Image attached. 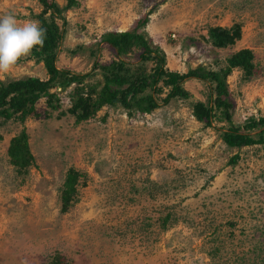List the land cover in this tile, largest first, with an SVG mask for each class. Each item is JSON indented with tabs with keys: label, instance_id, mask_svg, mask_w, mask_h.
<instances>
[{
	"label": "rangeland",
	"instance_id": "obj_1",
	"mask_svg": "<svg viewBox=\"0 0 264 264\" xmlns=\"http://www.w3.org/2000/svg\"><path fill=\"white\" fill-rule=\"evenodd\" d=\"M77 2L63 13L59 68L91 71L90 46L100 35L129 30L147 15L139 30L164 51L172 71L219 69L230 54L250 48L253 74L245 78L234 68L227 77L232 120L264 115V0ZM42 9L39 0H0V17L14 16L21 26L39 24ZM233 23L241 37L213 47L208 28ZM137 53L124 59L136 62ZM115 58L102 43L97 60ZM93 71L85 82L102 78ZM26 76L47 77L31 55L0 73V81ZM183 86L188 98L162 103L164 88L152 112L130 116L104 106L76 122L67 112L72 84L58 91L55 110L42 97L23 123L0 119V264H50L55 254L64 264H264V144L228 147L220 135L227 122L207 126L192 114L193 102L207 100L209 84L189 77ZM22 127L34 159L20 173L7 150ZM70 167L82 177L77 201L64 212L60 191Z\"/></svg>",
	"mask_w": 264,
	"mask_h": 264
},
{
	"label": "trees",
	"instance_id": "obj_2",
	"mask_svg": "<svg viewBox=\"0 0 264 264\" xmlns=\"http://www.w3.org/2000/svg\"><path fill=\"white\" fill-rule=\"evenodd\" d=\"M43 6L37 17L39 26L44 30L45 42L40 48L32 50L31 58L42 62L47 77L26 76L7 82L0 81V119L7 121L15 119L23 123L27 117L36 114V103L44 97L46 105L51 109L60 107V99L56 88L65 90L74 84L70 93V106L67 112L75 117L76 122L88 120L104 106L122 107L130 116L135 112L149 113L158 106L156 95L167 88L162 103H168L173 98H188L190 92L183 82L189 77H195L209 84L210 92L206 101L197 100L192 103V114L196 120L211 126L213 121L227 122L228 125L220 132L222 141L228 147L264 144V115L249 116L242 124L233 123V102L227 86V77L234 68L242 70L245 78L253 74L254 54L250 48H241L226 58V65L219 69H210L204 65L190 68L185 73L169 70L166 67L164 51L152 44L140 27L148 22V16L138 19L136 25L123 31H107L100 35L92 46L90 54L93 57L92 70L77 73L68 68H59L56 64L59 47L64 37L62 25L66 19L64 11L76 6L77 0H66L60 6L55 0H39ZM61 20L59 25L57 20ZM62 27V28H61ZM241 37V25L233 23L229 27L214 25L208 28L207 38L213 47L225 48L235 44ZM106 43L113 48L115 59L109 63L97 60L101 44ZM80 46L76 47L78 50ZM134 50L138 51L137 61L124 59ZM151 63L148 66V63ZM98 69L102 78L96 82H85V79ZM10 162L18 172H27L33 161L29 148L28 134L25 127L10 139L8 146ZM239 154L230 157L229 162L238 161ZM82 172L70 167L65 174L61 191V210L67 209L78 199V185ZM50 264H64L58 255H54Z\"/></svg>",
	"mask_w": 264,
	"mask_h": 264
},
{
	"label": "clouds",
	"instance_id": "obj_3",
	"mask_svg": "<svg viewBox=\"0 0 264 264\" xmlns=\"http://www.w3.org/2000/svg\"><path fill=\"white\" fill-rule=\"evenodd\" d=\"M45 42L44 30L35 21L22 26L14 16L0 17V73H8L13 66L24 57L32 54V50Z\"/></svg>",
	"mask_w": 264,
	"mask_h": 264
},
{
	"label": "built area",
	"instance_id": "obj_4",
	"mask_svg": "<svg viewBox=\"0 0 264 264\" xmlns=\"http://www.w3.org/2000/svg\"><path fill=\"white\" fill-rule=\"evenodd\" d=\"M54 90H56V92H58V91H61V88H56Z\"/></svg>",
	"mask_w": 264,
	"mask_h": 264
}]
</instances>
